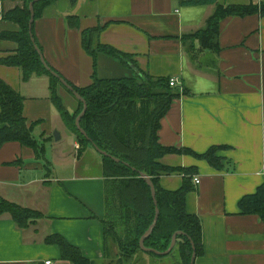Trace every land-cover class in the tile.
<instances>
[{
    "label": "crops",
    "instance_id": "0c3cea01",
    "mask_svg": "<svg viewBox=\"0 0 264 264\" xmlns=\"http://www.w3.org/2000/svg\"><path fill=\"white\" fill-rule=\"evenodd\" d=\"M59 1L49 5L33 26L50 67L80 88L92 82L94 72L101 79L137 78L138 72L152 80L176 77L177 85L171 86L176 96L160 119L158 142L197 154L214 145L226 146L215 153L221 157L222 169L189 153L165 154L158 160L179 168L160 175V186L170 191L180 188L182 170L195 172L194 189L185 197L186 212L201 221L203 247L194 264H264V218L241 214L238 206L242 197L264 186V16H226L218 24V48L210 51L201 49L198 40L184 41L183 35L203 28L214 4L78 0L72 9L61 11ZM260 1L264 0H219ZM22 5L20 0H0V32L18 30L3 16ZM68 15L79 16L77 27L68 24ZM96 26L103 29L94 33L92 47L111 45L129 55L135 66L102 52L95 58L86 52L82 32ZM16 48L13 40L0 39V58L14 54ZM0 78L24 96L23 115L29 122L39 121L33 133L46 147L44 158L37 159L31 147L17 141L0 145V197L43 213L23 229L9 214H0V264H45L47 260L71 264L60 258L58 246L45 242L51 233L61 234L96 264H113L104 247V175L87 173V166L79 172L86 153L100 154L89 146L77 156L74 136L72 158L62 151L53 156V150L58 151L52 142L58 111L50 102L48 78L33 75L23 81L17 66L2 63ZM57 132L61 138L62 132ZM96 159L101 164V157ZM194 177L199 183H193ZM113 251L116 255L117 248ZM129 259L121 264H180L176 252L158 256L142 250Z\"/></svg>",
    "mask_w": 264,
    "mask_h": 264
},
{
    "label": "trees",
    "instance_id": "16d2710c",
    "mask_svg": "<svg viewBox=\"0 0 264 264\" xmlns=\"http://www.w3.org/2000/svg\"><path fill=\"white\" fill-rule=\"evenodd\" d=\"M20 1L23 2L21 7L10 9L3 16L4 19L15 22L18 30L0 32V39L13 40L17 48L14 54L0 58V63L6 66H17L23 81L29 80L33 75L48 78L50 102L55 105L65 126L75 136L78 146L77 156L82 155L89 146L93 147V143L109 155L120 159L117 162L100 154L104 175L105 209L102 224L105 256L109 257L113 264H121L123 260H129L136 252H142L139 240L155 218V205L145 177L140 174L143 173L150 177L155 187V199L159 208L158 219L151 232L144 238L143 246L158 252L165 251L170 246L173 233L181 231L183 234L177 235L175 246L169 254L176 252L180 264H190L193 251L190 241L195 245L196 256L202 253L203 247L200 218L186 212L185 207L186 193L194 189L192 175L195 172L191 168L182 170L184 176L180 188L170 191L160 186V175L171 173L179 168H170L158 160L165 154L189 153L198 159H205L214 169H222L224 165L221 163V157L216 156L215 153L217 150L226 149V146L214 145L205 152L197 154L186 147H167L159 143L160 119L168 111L176 94L168 84L169 77L152 80L141 72L137 73L139 81L126 76L117 79H101L94 71L93 80L87 86L75 87L67 81L87 103L79 125L86 132L89 141L75 125L76 116L81 112L83 102L77 100L78 104L73 111L68 110L64 105L59 91L60 87H64L58 77L51 74L43 64L30 38L28 22L29 4L32 0ZM56 1L59 0H41L34 3V21ZM68 2L71 7H74L78 0H68ZM179 3L187 6L215 5L214 11L206 19L203 28L183 35L184 41L198 40L201 49L210 51L218 48L216 39L219 31L218 24L226 16L239 17L254 13L264 16V1L229 4L221 3L219 0H180ZM67 20L70 26L77 27L79 16L68 15ZM33 26L34 22L31 28L34 44L38 45L42 53ZM102 29L103 26H96L83 30L81 44L86 52L92 58H95L98 52H102L117 58L122 64L135 66L129 55L121 53L111 45L98 44L92 47L94 33ZM50 69L57 72L52 67ZM57 74L61 76L60 73ZM183 92L186 90L183 89ZM23 101L24 96L0 78V145L17 141L22 146L31 147L37 159L44 158L46 151L44 142H38L33 133L39 121L29 122L24 117ZM238 206L241 214H256L264 218V186H259L254 194L242 197ZM2 213L9 214L11 220L20 229L27 228L43 216V213L38 210L0 197V214ZM45 242L58 246L60 258L71 264H96L93 260L84 257L80 248L68 243L61 234L51 233L46 236ZM113 247L117 248L116 255H113Z\"/></svg>",
    "mask_w": 264,
    "mask_h": 264
},
{
    "label": "water",
    "instance_id": "95a60500",
    "mask_svg": "<svg viewBox=\"0 0 264 264\" xmlns=\"http://www.w3.org/2000/svg\"><path fill=\"white\" fill-rule=\"evenodd\" d=\"M41 0H32L29 4V12H30V19H29V22H28V31H29V34H30V38H31V41L35 47V49L38 50V53H39V56H40V59L42 60L43 64L46 66V68L50 71L51 74L55 75L56 77H58L60 83L62 84V86L64 88H67L71 93L72 95L80 102H83V108L81 110V112L76 116V120H75V125L78 129V131L81 132V134H83L86 138L87 137V134L86 132L81 129L80 125H79V122L80 120L82 119V115L85 113L86 111V108H87V103L85 102V100L78 94V92L67 82V80H65L62 76H60L59 74H57V72H55L54 70L50 69V67L47 65L45 59L43 58V55L41 53V51L39 50L38 48V45L34 44V39H33V36H32V31H31V28H32V24L34 22V10H33V6H34V3L36 2H39ZM54 134H55V140H58L60 138V134L59 132L57 131H54ZM88 140L90 141V139L88 138ZM94 149L96 150V152H98L99 154L101 155H105V156H108L110 157L111 159H114L116 160L117 162L120 161V159H118L117 157L115 156H111L109 155L108 153H106L105 151H103L102 149H100L98 146L94 145L92 143ZM134 169V168H133ZM141 175H143L145 177V180H146V183L148 185V187L150 188L151 190V197H152V201L154 202V205H155V214H154V221L153 223L147 228V230L145 231L144 235L141 237V239L139 240V246L141 247V249L144 251H149V252H152L154 253L155 255H167L169 254L173 248H174V244H175V241H176V237L177 235L179 234H183V232L181 231H176L173 233V236L171 238V241H170V246L168 249H166L165 251H156L154 249H151V248H147L146 246H143V242H144V238L151 232L150 230L152 229V227L155 225L157 219H158V212H159V208H158V205H157V202H156V199H155V195H156V191H155V187L150 179L149 176H145L143 173H140ZM191 245H192V253H191V256H190V264H194L195 263V257H196V253H195V245H193V242H191Z\"/></svg>",
    "mask_w": 264,
    "mask_h": 264
},
{
    "label": "rangeland",
    "instance_id": "374dc122",
    "mask_svg": "<svg viewBox=\"0 0 264 264\" xmlns=\"http://www.w3.org/2000/svg\"><path fill=\"white\" fill-rule=\"evenodd\" d=\"M58 6H59V9L61 11L67 7H70L71 9L73 8L69 5L68 0H60ZM85 9H86V7L83 8V10H85ZM135 79L137 81H139L138 78H135ZM60 95L62 96V100H63V103L66 106V108H68V110H70V111H73L75 105H77V103H78L77 99L69 91H67V89H65V90L60 89ZM56 123H57L58 127L56 129H54L53 131H56V130L58 131V129H59L62 132V137L60 138V140H55V134L54 133L52 134V142H55L54 145L55 144L57 145V150H58L57 152H56V150L55 151L53 150V156H55L56 154L58 155V152L62 151V152H67V154H66L67 157L69 156V158H72L74 155V149H73V147H74L73 146L74 135L65 126L62 118L59 116V113H57V112H56ZM35 137L38 139L37 136H35ZM48 155L51 156L50 152L48 153ZM67 157H65V158L67 159ZM95 157L98 158L100 156L96 153H92V155L90 153H86L83 156V158L80 159L81 161L79 164L80 165L79 166V172H83L84 167L87 166L89 168V169H85L88 171L87 173H92L95 175L100 173V172L102 173L101 164ZM101 163H102V160H101ZM57 166H59V165H57ZM174 254H175V252L172 253V255H174ZM155 257H157V256H155ZM162 257H165V256H162ZM168 257H171V256L168 255ZM131 260H134V258H132Z\"/></svg>",
    "mask_w": 264,
    "mask_h": 264
},
{
    "label": "built area",
    "instance_id": "2783aa9c",
    "mask_svg": "<svg viewBox=\"0 0 264 264\" xmlns=\"http://www.w3.org/2000/svg\"><path fill=\"white\" fill-rule=\"evenodd\" d=\"M168 84H169L170 86H175V85H177V78H176V77H170L169 80H168ZM193 183H194V184L199 183V179H198L197 177H194V178H193ZM49 263H50L49 260L45 261V264H49Z\"/></svg>",
    "mask_w": 264,
    "mask_h": 264
}]
</instances>
